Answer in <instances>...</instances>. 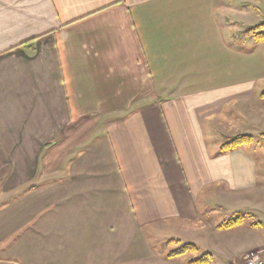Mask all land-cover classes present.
I'll use <instances>...</instances> for the list:
<instances>
[{
  "label": "crops",
  "instance_id": "1",
  "mask_svg": "<svg viewBox=\"0 0 264 264\" xmlns=\"http://www.w3.org/2000/svg\"><path fill=\"white\" fill-rule=\"evenodd\" d=\"M262 5L0 0V264H182L136 242L206 220L207 189L238 205L258 187L247 145L212 151L206 126L264 103L230 68L221 84L219 68L237 55L224 23L264 46L247 32Z\"/></svg>",
  "mask_w": 264,
  "mask_h": 264
},
{
  "label": "rangeland",
  "instance_id": "2",
  "mask_svg": "<svg viewBox=\"0 0 264 264\" xmlns=\"http://www.w3.org/2000/svg\"><path fill=\"white\" fill-rule=\"evenodd\" d=\"M264 11V5H262ZM261 11V10H260ZM238 24V21L236 22ZM239 25V24H238ZM224 31H231L237 34L236 44L237 55L231 61L222 55L220 68L221 84L228 79L229 74L223 75L231 69L232 82H255L257 89L264 91V46L256 48L254 39H244L240 35L239 28L233 30L224 23ZM253 53V54H252ZM216 63V62H215ZM217 64V63H216ZM229 64L231 65L229 67ZM217 72V68L215 70ZM254 83V84H255ZM239 106L245 110H240ZM234 120L225 122L217 121L216 125L206 126L208 143L212 151L221 149L225 144L233 139V133L239 131H249L254 142L246 146L247 151L258 162V187L255 190L242 193L245 201L236 205L230 199L234 195L228 193L224 186L210 188L204 191L198 201V208L206 220L192 222L174 221L168 223L166 230L155 232L146 229L140 241L136 242L145 249L141 256H148L149 247L155 252L158 258L167 260L168 255L181 246H170L168 243L172 239L185 237L183 244L194 243L198 245L197 253H188L178 258V262L188 264L192 260L201 258L208 254V247L213 255L210 264H245L248 256L257 253L264 259V249L257 247L260 241L264 242V103L252 99L246 105H234ZM264 182V179H263ZM240 220L242 224L235 228L219 229V225ZM137 239V238H136ZM187 239V240H186ZM153 255V253H150Z\"/></svg>",
  "mask_w": 264,
  "mask_h": 264
},
{
  "label": "trees",
  "instance_id": "3",
  "mask_svg": "<svg viewBox=\"0 0 264 264\" xmlns=\"http://www.w3.org/2000/svg\"><path fill=\"white\" fill-rule=\"evenodd\" d=\"M248 34H251L258 42H264V23L258 24L257 26L253 28H248L247 29ZM254 142V139L252 136H247V135H241L233 138L230 142L225 144L222 148L221 151L222 153H229L232 152L244 145H248ZM240 223V220L234 221V222H229V223H224L222 224L219 228L220 229H229L232 228ZM171 243L178 244L180 245L181 242L179 241H172ZM199 251V248L191 243H186L181 245L180 248L176 249L175 251L171 252L169 254V257H178V256H183L188 253H197ZM213 260V256L211 254H206L202 256L199 259H196L190 264H210Z\"/></svg>",
  "mask_w": 264,
  "mask_h": 264
},
{
  "label": "built area",
  "instance_id": "4",
  "mask_svg": "<svg viewBox=\"0 0 264 264\" xmlns=\"http://www.w3.org/2000/svg\"><path fill=\"white\" fill-rule=\"evenodd\" d=\"M245 264H264V259L257 253H253L248 256L247 260L245 261Z\"/></svg>",
  "mask_w": 264,
  "mask_h": 264
}]
</instances>
